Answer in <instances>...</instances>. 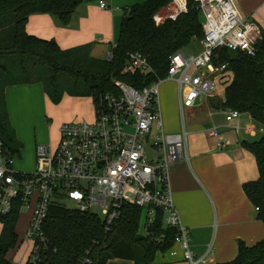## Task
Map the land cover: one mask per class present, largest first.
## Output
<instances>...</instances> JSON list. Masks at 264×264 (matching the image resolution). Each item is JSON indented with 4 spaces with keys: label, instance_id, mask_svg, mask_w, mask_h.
<instances>
[{
    "label": "built area",
    "instance_id": "built-area-1",
    "mask_svg": "<svg viewBox=\"0 0 264 264\" xmlns=\"http://www.w3.org/2000/svg\"><path fill=\"white\" fill-rule=\"evenodd\" d=\"M187 2L171 0L163 9L165 18L156 19L154 15L155 23L176 20L187 11ZM194 2L204 16L200 50L189 55L183 49L175 51L169 57L165 76L141 88L114 79V92L95 96L92 120L63 122L55 144L36 145V167L32 172L17 171L13 167L16 155L0 141V216L8 214L15 204L20 205V214L27 213L23 239L31 241V247L26 264H37L40 259V252L46 248L42 226L47 209L52 204L63 206V199L73 201L74 209L80 212L98 215L106 233L116 224L123 203L144 209L145 228L152 225L160 210L164 224L175 229L170 255L176 254L174 247L178 246L187 264H215L190 248L189 231L173 203L169 179L177 162L189 161L185 109L192 107L197 98L210 96L217 79L230 71L226 63L213 64L214 52L226 48L254 56L261 30L240 14L235 0ZM98 5L107 8L102 0ZM111 57L109 52L106 59ZM128 71L154 75L148 56L137 50L126 53L122 72ZM165 79L177 84L181 118L178 132L167 133L163 128L159 84ZM240 114L225 109V126L249 136L263 132L253 122L241 125ZM206 134L219 135L218 127H208ZM78 264H91V260L84 256Z\"/></svg>",
    "mask_w": 264,
    "mask_h": 264
},
{
    "label": "trees",
    "instance_id": "trees-1",
    "mask_svg": "<svg viewBox=\"0 0 264 264\" xmlns=\"http://www.w3.org/2000/svg\"><path fill=\"white\" fill-rule=\"evenodd\" d=\"M88 0H0V141L12 153L22 147L11 126L6 107L5 89L16 84L40 82L53 103L63 93L75 96H95L114 92L113 80L119 79L135 88L151 83L166 74L169 57L193 40L203 37L200 9L188 0L187 11L176 20L165 19L156 24L154 15L171 0H144L126 8L118 37L111 48V59L90 56L91 44L61 49L53 39H42L27 33L25 24L31 14L48 13L61 23L70 21L73 11ZM255 55L226 48L216 49L213 64L226 63L232 77L224 89V99L216 107L247 113L264 129V32L255 44ZM137 50L148 56L153 74L139 71L122 72L126 53ZM60 75L71 81L69 91H63ZM241 145L255 158L258 177L243 183L242 189L264 221V132L255 139H244ZM145 211L123 203L119 218L109 232L96 214L68 209L52 204L43 222L46 248L40 252L37 264H78L88 256L91 264H106L118 258L134 264H151L156 252H166L174 244L175 229L163 221V212L156 211L154 222L145 228ZM20 205L0 216V264H11L7 252L14 248ZM236 256L222 264H264V238L252 246L238 241ZM29 264V263H27Z\"/></svg>",
    "mask_w": 264,
    "mask_h": 264
},
{
    "label": "crops",
    "instance_id": "crops-1",
    "mask_svg": "<svg viewBox=\"0 0 264 264\" xmlns=\"http://www.w3.org/2000/svg\"><path fill=\"white\" fill-rule=\"evenodd\" d=\"M98 1L80 4L67 24L48 13L31 14L25 24L26 31L42 39L55 40L61 49L91 44L90 56L104 59L117 41L124 9L144 0H102L106 9L100 8ZM235 3L240 14L254 21L261 33L264 32V0H235ZM231 77L232 72H226L217 79L216 88L224 92ZM214 91L208 97L197 98L195 104L184 111L189 161H179L173 166L169 183L173 203L189 231L190 248L195 255L205 254L213 263L222 264L236 256L239 240L252 246L264 238V221L257 217V211L242 189L243 183L257 179L258 170L253 154L241 141L255 139L258 134L249 136L226 127L225 108L216 107L224 95L221 98L220 92ZM5 100L16 138L22 144L17 154L19 165L25 167L27 160L35 157L36 145L43 143L33 132L36 118L50 116L61 106L68 109L62 118L51 124L50 136L43 139L46 140L51 139V135L58 139L63 122L90 121L94 117L90 96L85 99L65 94L60 102L53 103L40 82L7 86ZM238 122L241 125L253 122L260 127L247 113H241ZM212 125L218 127L219 135L206 134V129ZM27 222L28 215L26 226ZM174 248L176 254L172 256L167 252L169 258L161 260V264H187L179 247ZM106 264L134 262L114 258Z\"/></svg>",
    "mask_w": 264,
    "mask_h": 264
},
{
    "label": "rangeland",
    "instance_id": "rangeland-1",
    "mask_svg": "<svg viewBox=\"0 0 264 264\" xmlns=\"http://www.w3.org/2000/svg\"><path fill=\"white\" fill-rule=\"evenodd\" d=\"M125 10L126 8L124 9V12H126ZM164 11L165 10L160 9L158 11V14L157 13L155 14V18L156 19H159L161 17L165 18L166 12ZM199 18L201 21L204 20V16L202 13H200ZM199 50H200V44L198 40L191 41L187 46L183 48V52L186 55L195 54ZM1 60L5 61L7 59L0 58V61ZM59 79L61 81L60 84L62 86L63 91H66V90L69 91L72 89L69 87V82L71 80L67 76L60 75ZM214 92H220L221 94L220 97L223 98L224 92H221V88H216ZM65 94L67 93H63L62 98ZM70 96H75V95H70ZM81 97H85L86 99L89 96L84 95ZM159 101L161 105V115H162L164 131L167 133L178 132L181 127V122H180L181 118H180V113H179V108H178V103H177L178 102L177 84L174 80L165 79L159 84ZM67 110H68L67 108L61 106L60 108L54 110L53 112L54 114H51L50 116L36 118L35 127H34L35 129L33 130V132L36 133L38 138L42 139L43 143L51 142L52 144H55L57 142L58 139L57 137H55V135L53 136L51 135V139L50 138L46 140H43V139L46 136L48 137L50 136V132L52 130L51 124H54V122H56L57 119L62 118L64 116V113L67 112ZM184 119L186 120L185 113H184ZM14 132H15V129H14ZM260 133L261 132L258 133L256 138L260 136ZM13 167L19 172H32L36 167L35 157L33 159H28L27 167H25V166L19 165L18 155H16L14 156ZM61 202L63 206L68 209H72L75 206L74 202L68 199H63ZM92 210L97 211V212L99 211L98 208H93ZM26 220H27V213L23 212V214L19 215V218L16 222L15 232L17 234L18 240H17L15 247L10 249L6 254V258L11 262V264H26L27 255L31 247V241L25 238L23 239L25 229H26ZM142 222H144V215H143ZM0 230H1V224H0ZM167 252L168 251L156 252L152 264H161L160 262L161 260H167L169 258Z\"/></svg>",
    "mask_w": 264,
    "mask_h": 264
}]
</instances>
